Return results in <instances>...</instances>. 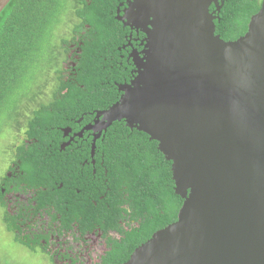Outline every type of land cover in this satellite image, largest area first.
I'll return each mask as SVG.
<instances>
[{"label": "water", "instance_id": "1", "mask_svg": "<svg viewBox=\"0 0 264 264\" xmlns=\"http://www.w3.org/2000/svg\"><path fill=\"white\" fill-rule=\"evenodd\" d=\"M212 3L219 11L218 0H134L151 19L144 57L84 128L92 156L115 122L147 135L183 200L177 220L124 264H264V0L229 42L215 34Z\"/></svg>", "mask_w": 264, "mask_h": 264}, {"label": "trees", "instance_id": "2", "mask_svg": "<svg viewBox=\"0 0 264 264\" xmlns=\"http://www.w3.org/2000/svg\"><path fill=\"white\" fill-rule=\"evenodd\" d=\"M263 0H225L221 22L215 25V34L226 42L235 41L247 32L250 18L258 13ZM74 0H11L0 14V121H16L20 118L19 104L26 98L27 103L36 105L42 87L35 92L25 87L27 77H34L36 70L43 65L55 70L57 85L48 104H39L29 112L28 124L62 122L59 115L47 116L52 106L58 114L70 112L83 95L77 88L84 87L91 92L100 79L98 72L81 73L77 83L65 82L61 75L58 45L52 43L53 30L70 12L74 15ZM84 20H95L86 13L79 15ZM90 23V22H89ZM102 34V27H96ZM105 37H101L100 43ZM100 43L97 44L100 45ZM92 59L81 66L87 67ZM101 80V79H100ZM67 91L66 95H62ZM27 96V97H26ZM82 97V96H81ZM112 101H116L113 93ZM37 109V110H36ZM95 165H91L88 175L77 173L76 163L71 160L68 169L56 168L61 189H55L54 202L59 204L56 210L63 217H71L83 227L82 232L113 230L120 240L112 241V250L104 258L103 264H124L133 251L145 243L151 236L174 223L183 200L174 192L172 163L158 151V144L150 141L144 133L130 130L124 121L115 122L95 143ZM23 171L27 182L36 186L43 185L46 178L38 168V160H26ZM95 171V173H94ZM73 184L74 187H71ZM76 189L90 200L79 204ZM82 196V195H81ZM57 199L58 202L55 201ZM67 201L62 206V201ZM38 201L45 208L51 201L46 193L39 192ZM6 217V215H5ZM5 219V218H4ZM82 219V220H80ZM123 221L125 228L120 226ZM9 231L17 230L16 226ZM64 223L67 224L65 221Z\"/></svg>", "mask_w": 264, "mask_h": 264}, {"label": "flooded vegetation", "instance_id": "3", "mask_svg": "<svg viewBox=\"0 0 264 264\" xmlns=\"http://www.w3.org/2000/svg\"><path fill=\"white\" fill-rule=\"evenodd\" d=\"M74 1L76 12L62 27L68 37L57 39L61 75L65 82L77 83L83 71H96L101 80L91 92V89L85 91L83 86L77 88L83 95L76 101L85 105L60 114L52 106L45 112L48 117L59 115L62 122L58 124L48 121L30 127L27 117L39 104H19L22 113L18 120L13 121V135L7 148L9 160L0 178V210L5 227V219L9 227H17L12 232L6 228L12 233L14 242L31 253L46 256L51 264H103L112 250V241L120 240L121 236L113 230L82 232L83 227L78 221L58 213L56 208L59 204L53 198L55 189H61L63 184L59 183L56 168L68 169L70 161L77 158L80 162L74 166H77V173L84 177L91 165H95L92 160L93 136L84 128L94 124L98 112L107 110L120 99L122 93L119 87L130 85L135 79L136 63L143 59L146 45L143 29L151 27V19L133 9L134 0ZM224 3L225 0H218L219 11L214 3L209 7L210 13L214 12L218 18L215 25L221 22ZM82 13L95 20L82 19L79 17ZM96 27H102L103 34ZM103 36L105 39L100 43ZM98 43L100 45L97 46ZM87 59H92V64L83 68L81 65ZM57 77L56 74L58 81ZM66 93L63 91L62 95ZM111 93L116 97L114 102ZM52 96L53 93H50L49 101ZM32 158L38 160L39 170L45 173L43 185L27 182L23 164L26 160L31 162ZM71 187H74L73 184ZM39 192L46 193L47 201L51 199L45 208L40 207ZM76 193L79 204L90 201L82 191L76 189ZM55 201L58 202L57 199ZM66 204L67 201L61 202L62 206ZM119 223L125 228L123 221Z\"/></svg>", "mask_w": 264, "mask_h": 264}, {"label": "rangeland", "instance_id": "4", "mask_svg": "<svg viewBox=\"0 0 264 264\" xmlns=\"http://www.w3.org/2000/svg\"><path fill=\"white\" fill-rule=\"evenodd\" d=\"M69 16L70 12L63 17L62 22L55 26L56 28L53 30V38L50 39L52 43L58 44V38L68 37L62 30V27L68 24V21L70 20ZM47 70L48 66L45 64L36 70L34 77H27L26 79L27 85H25V87H27V90L30 92H35V89L42 87V92L37 104H47L50 100V93H52L54 87L57 85L55 72L53 70L47 72ZM26 103L27 100L24 98L21 100L20 106L25 105ZM13 128V121L10 120L3 123L0 121V178L8 164L9 155L7 153V148L9 146V140L13 135ZM2 218V211L0 210V264H51L46 256L39 253H31L24 247L16 244L12 233L7 232Z\"/></svg>", "mask_w": 264, "mask_h": 264}]
</instances>
